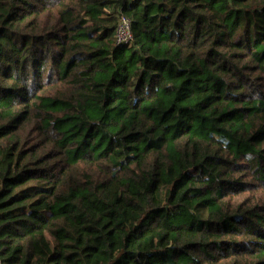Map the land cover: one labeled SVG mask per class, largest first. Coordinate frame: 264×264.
<instances>
[{
	"label": "trees",
	"instance_id": "1",
	"mask_svg": "<svg viewBox=\"0 0 264 264\" xmlns=\"http://www.w3.org/2000/svg\"><path fill=\"white\" fill-rule=\"evenodd\" d=\"M0 264H264V0H0Z\"/></svg>",
	"mask_w": 264,
	"mask_h": 264
},
{
	"label": "built area",
	"instance_id": "2",
	"mask_svg": "<svg viewBox=\"0 0 264 264\" xmlns=\"http://www.w3.org/2000/svg\"><path fill=\"white\" fill-rule=\"evenodd\" d=\"M133 40L131 22L126 17H119L115 27L116 44L129 45Z\"/></svg>",
	"mask_w": 264,
	"mask_h": 264
}]
</instances>
